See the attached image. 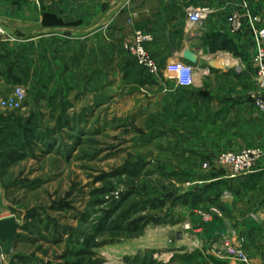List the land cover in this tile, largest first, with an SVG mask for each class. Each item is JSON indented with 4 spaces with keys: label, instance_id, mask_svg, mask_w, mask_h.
I'll return each instance as SVG.
<instances>
[{
    "label": "crops",
    "instance_id": "1",
    "mask_svg": "<svg viewBox=\"0 0 264 264\" xmlns=\"http://www.w3.org/2000/svg\"><path fill=\"white\" fill-rule=\"evenodd\" d=\"M189 7L205 9L206 19L190 25ZM245 10L264 25V0H0V26L15 37L0 44V99L23 85L21 78H47L64 68L66 77L80 72L82 94L104 93L106 79L113 80V97L128 92L138 119L154 115L163 139L177 143L167 149L170 156L183 158L185 173L216 189L211 198L218 206H210L223 215L207 237L241 233L248 264H264V157L246 178L229 180V169L212 166L221 153L262 146L264 113L249 100L256 91L255 43L250 29L232 33L227 21ZM137 30L151 36L145 47L161 68L175 59L190 64L193 85L180 87L165 73L140 70L122 49ZM184 51L193 63L184 60ZM173 230L145 233L146 245L131 254L165 250V256L185 254L172 264H243L212 254L218 238L181 249L176 230V239L170 238Z\"/></svg>",
    "mask_w": 264,
    "mask_h": 264
},
{
    "label": "rangeland",
    "instance_id": "2",
    "mask_svg": "<svg viewBox=\"0 0 264 264\" xmlns=\"http://www.w3.org/2000/svg\"><path fill=\"white\" fill-rule=\"evenodd\" d=\"M65 71L21 78L23 110L0 115V217L21 227L12 256L0 244V264H172L185 254L131 253L165 229L193 250L223 215L210 206L216 189L170 156L177 143L154 115L138 119L128 92L113 97V80L82 94L80 72Z\"/></svg>",
    "mask_w": 264,
    "mask_h": 264
},
{
    "label": "built area",
    "instance_id": "3",
    "mask_svg": "<svg viewBox=\"0 0 264 264\" xmlns=\"http://www.w3.org/2000/svg\"><path fill=\"white\" fill-rule=\"evenodd\" d=\"M187 21L195 26L207 17L205 9L189 7L186 11ZM232 33H238L243 28L250 29L255 43L253 63L256 66L255 83L256 91L250 93L249 100L253 107L264 113V25L258 17L245 10L242 14H230L227 17ZM15 37L11 36L0 26V44L10 42ZM151 41V36L143 31L137 30L131 42L123 46L127 55L142 68L149 76H155L160 72L165 73L168 79L175 82L180 87H190L194 81V68L179 59L167 63L163 68L158 66L154 57L148 52L145 44ZM26 97V89L14 87L12 92L3 99H0V110L11 112L23 110V103ZM264 157V130L262 133V146L256 148H246L238 152H225L219 154L216 165L220 169H229V180L246 178L255 172L257 162ZM224 199L227 198L225 194ZM219 215V214H218ZM212 240V239H210ZM215 257L223 260H236L243 264H248V259L244 251L245 237L236 231L218 236ZM217 246V247H216Z\"/></svg>",
    "mask_w": 264,
    "mask_h": 264
},
{
    "label": "water",
    "instance_id": "4",
    "mask_svg": "<svg viewBox=\"0 0 264 264\" xmlns=\"http://www.w3.org/2000/svg\"><path fill=\"white\" fill-rule=\"evenodd\" d=\"M182 57L192 63L195 61L189 51H184ZM20 228L19 223L13 216L0 218V244L6 248V257L14 254L15 241Z\"/></svg>",
    "mask_w": 264,
    "mask_h": 264
},
{
    "label": "trees",
    "instance_id": "5",
    "mask_svg": "<svg viewBox=\"0 0 264 264\" xmlns=\"http://www.w3.org/2000/svg\"><path fill=\"white\" fill-rule=\"evenodd\" d=\"M136 64V63H135ZM137 65V64H136ZM0 122H3V120L1 119V117H0ZM210 186V185H209ZM211 187H212V185H211ZM201 188H198V191H200L201 192ZM210 200H212L211 202H213L214 200H216V197H214V200L213 199H210Z\"/></svg>",
    "mask_w": 264,
    "mask_h": 264
}]
</instances>
